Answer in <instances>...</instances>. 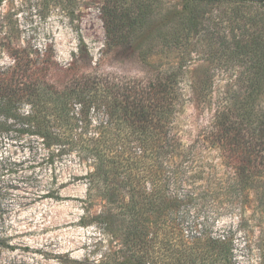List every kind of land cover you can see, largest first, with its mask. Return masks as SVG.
<instances>
[{
    "label": "rangeland",
    "instance_id": "374dc122",
    "mask_svg": "<svg viewBox=\"0 0 264 264\" xmlns=\"http://www.w3.org/2000/svg\"><path fill=\"white\" fill-rule=\"evenodd\" d=\"M183 8V0H4L0 69L11 65L8 55L20 46L31 57H54L49 78L58 86L86 76L113 81L116 87L99 108L92 107L89 125L74 131L79 143L61 152L57 142L45 146L27 126L34 122L0 121L9 126L0 128V196L15 206L7 216L13 220L15 248L0 249V264H136V259L147 264H264V211L251 191L245 192V211L222 198L181 207V229L164 224L145 198L149 189L158 192L160 176L156 158L144 154L136 160L132 183L142 195L139 223L133 215H113L103 223L98 218L107 198L103 187L88 198L86 177L93 159L81 151V143L106 137L120 146L137 144L158 138L164 125L169 136L193 147L188 174L214 172L219 182L232 172L217 149L204 142V133L211 109L226 96L241 99L245 91L242 80L251 65L245 51L252 48L258 18L234 11L229 1L215 2L197 14L189 33L174 39ZM107 25L129 26L133 35L125 45L109 47ZM178 63L183 65L179 85L171 76ZM151 82L159 85L153 94ZM121 100L129 102L127 111L116 103ZM135 102L143 107L136 110ZM257 104L264 109V83ZM26 111L23 107L20 114ZM126 154L119 153L118 160L125 163ZM110 174L106 185L114 191V204L127 211L129 183H115ZM192 181L195 187L199 179ZM187 188L183 185L181 194ZM49 191L61 198L36 197ZM194 222L199 232L225 239L228 252L211 249L203 240L191 242L198 235Z\"/></svg>",
    "mask_w": 264,
    "mask_h": 264
},
{
    "label": "trees",
    "instance_id": "16d2710c",
    "mask_svg": "<svg viewBox=\"0 0 264 264\" xmlns=\"http://www.w3.org/2000/svg\"><path fill=\"white\" fill-rule=\"evenodd\" d=\"M183 1L184 8L177 28L180 32L175 30L174 39L182 32L189 33L197 14L215 2L229 1L234 11H246L258 18L255 20L257 24L255 23L253 27L252 42L249 44L252 48L248 50L247 47H241L247 49L245 54L248 63L251 64L247 76L242 80L245 91L240 95L241 99L234 100L226 96L218 107L211 109V122L204 133V142L206 141L209 147L217 149L232 172L226 181L219 182H216L214 172L197 170L196 173L188 174L193 147L185 148L177 136H169V129L165 125L157 130V135H160L158 138L145 139L137 144L128 143L122 145L124 147L112 143L106 137L91 139L86 144L81 143L80 147L81 151L93 159V170L86 177L88 198L92 196V192L102 190V187L107 197L103 210L101 209L98 215L103 223L113 215L120 217L133 215L135 222L139 223L138 216L144 211L136 209L139 207L142 195L132 183L135 177L133 171L137 170L136 160L144 154L148 158H156L160 176L158 192L154 194V189H149L145 198L151 205L150 211L156 213L164 224L175 225L177 228L180 226L181 229L182 221L178 217L181 207L189 204H204L222 198L238 204L240 209L245 211L248 202L246 191L253 193L258 209L264 211V109H260L257 104L264 83V0ZM3 2L4 0H0V7ZM128 27L105 26L107 46L125 45L133 35ZM79 40L80 44L84 43L82 38ZM142 55L145 60L147 54L144 52ZM8 56L11 65L0 69V121L12 119L34 122L27 126L42 137L45 146L49 147L57 142L60 145L59 152L68 145L78 144V141L73 140L74 131L89 125L92 107L99 108L96 105L103 103L100 101L110 95L116 87L114 82L94 81L85 76L58 86L49 78L53 62L51 59L54 57L49 58L46 54L31 57L20 46L12 50ZM182 67L183 65L178 63L175 72L171 73L178 85L180 79L182 80ZM158 86L151 82L149 93H156L159 90ZM116 103L122 104L125 111L130 108L129 102L125 100ZM134 104L136 110L143 107L140 103ZM23 107H26L27 111L25 114H20ZM104 110L110 111L108 106H105ZM108 124L111 122L106 123ZM5 127L9 126L0 122V128ZM140 128L145 130L142 124ZM138 149L140 154L137 153ZM126 151V161L122 163L118 160L120 156L118 154ZM110 172L115 183L117 179H121L120 184L124 181L129 183L131 199L127 211L120 210L124 206L114 204V191L106 185ZM195 179L199 181L194 187L195 181L192 180ZM183 185H189L190 188H187L186 193L181 194L180 188ZM36 197L55 200L61 198L53 191L36 194ZM3 199L0 196V249L13 250L15 248L12 243L13 220L8 219L7 216L13 214L15 206L14 204L7 206ZM213 201L211 202L214 203ZM114 210L116 213H113ZM193 226L197 230L199 224L194 222ZM197 233V236L191 238V242L198 243L203 240L211 246V249L219 247L222 253L228 252L225 239L210 237L207 230L201 232L197 230ZM136 264L147 263L136 259Z\"/></svg>",
    "mask_w": 264,
    "mask_h": 264
}]
</instances>
